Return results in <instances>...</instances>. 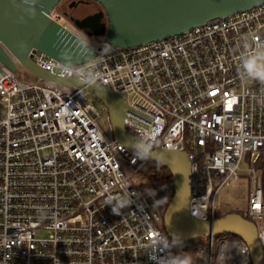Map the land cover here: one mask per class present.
<instances>
[{
  "label": "built area",
  "instance_id": "built-area-1",
  "mask_svg": "<svg viewBox=\"0 0 264 264\" xmlns=\"http://www.w3.org/2000/svg\"><path fill=\"white\" fill-rule=\"evenodd\" d=\"M261 43L264 2L139 46L89 43L95 57L67 72L42 52L29 54L50 73L95 78L120 96L132 136L148 135L156 148L185 150L189 212L197 219L216 217L218 192L237 181L245 161L244 212L264 231L256 168L264 155V81L241 77L242 57ZM6 53L16 71L0 62V264H155L149 245L166 233L149 199L169 201L173 181L153 191L135 187L132 174L147 159L136 158L100 123L105 107L98 109L79 88L39 77L21 80V65ZM225 241L235 245L225 264H251L235 234L204 237L195 264H213Z\"/></svg>",
  "mask_w": 264,
  "mask_h": 264
},
{
  "label": "water",
  "instance_id": "water-1",
  "mask_svg": "<svg viewBox=\"0 0 264 264\" xmlns=\"http://www.w3.org/2000/svg\"><path fill=\"white\" fill-rule=\"evenodd\" d=\"M61 0H35L30 7L35 15L30 16L29 7L21 0H0V62L16 71L6 51L36 77L82 89L98 99L106 109L110 134L132 151L129 141L133 136L123 124L124 102L111 89L98 82L99 87L88 85L73 77L59 76L37 66L30 51H39L62 63L61 52L70 53L71 65H78L95 57L93 48L80 49L75 46L82 40L68 31L50 16V12ZM101 10L76 19L74 24L85 37L101 36L114 47L129 48L177 34L204 25L206 22L229 16L260 5L264 0H94ZM106 17V20L102 18ZM20 17L24 20L21 22ZM167 168L174 191L162 214L166 234L178 233L183 245L194 239L219 234H235L246 244L251 264H264V231L256 224L232 211L221 216L202 220L189 212L191 196L190 159L185 150L156 148L151 158Z\"/></svg>",
  "mask_w": 264,
  "mask_h": 264
},
{
  "label": "clouds",
  "instance_id": "clouds-1",
  "mask_svg": "<svg viewBox=\"0 0 264 264\" xmlns=\"http://www.w3.org/2000/svg\"><path fill=\"white\" fill-rule=\"evenodd\" d=\"M22 4L29 5L25 11L30 15H35V9L30 7V5L35 3V0H21ZM21 22L24 18L20 17ZM75 46H78L80 49L90 48V44L86 40H77ZM62 64L65 72H67L71 67L70 53L61 52ZM264 43L258 44L256 50L242 57V79L255 78L261 81H264ZM91 77V74H88ZM88 85H94L96 88L99 87L97 79L90 78L86 81ZM130 147L136 156L139 159L151 158L153 152L156 149L155 140L148 135L140 134L133 135L131 141L128 142ZM183 240L178 233L171 234L169 237L168 234L158 235L154 242L149 245V258L155 262V264H195L193 256L191 253L185 255H176L172 253L173 248H182ZM235 246L229 244L227 241L221 242L219 249L217 250L213 264H225L228 259L229 249ZM157 251H163L164 255H157Z\"/></svg>",
  "mask_w": 264,
  "mask_h": 264
},
{
  "label": "rangeland",
  "instance_id": "rangeland-1",
  "mask_svg": "<svg viewBox=\"0 0 264 264\" xmlns=\"http://www.w3.org/2000/svg\"><path fill=\"white\" fill-rule=\"evenodd\" d=\"M50 16L57 20L59 23H64L63 19L60 17V14L58 12V7H54L53 10L50 12ZM87 41L89 43L93 44H100L103 41V37L101 36H92L88 37ZM261 62H264L262 60ZM18 77L21 80H25L28 82L34 81L36 76L31 73L29 70L21 66L17 71ZM92 100L95 102V106L100 109L103 104L96 98L91 97ZM0 110L2 113H4L2 105L0 104ZM100 123L108 130L110 131V123L109 118L106 112H103L100 118ZM243 170L240 172V175L237 179V181L230 185L225 186L220 189L218 192L216 199H215V216H221L225 213L232 212V211H240L244 212L247 200H248V179H247V163L243 161L242 163ZM130 169H125L126 173H130ZM136 175L137 172H133L132 174V181L134 182L135 187L140 188L141 190H144L141 188V186L136 181ZM151 202V206L159 211L161 214H163L168 201H162V202H154L152 199H149Z\"/></svg>",
  "mask_w": 264,
  "mask_h": 264
},
{
  "label": "trees",
  "instance_id": "trees-1",
  "mask_svg": "<svg viewBox=\"0 0 264 264\" xmlns=\"http://www.w3.org/2000/svg\"><path fill=\"white\" fill-rule=\"evenodd\" d=\"M59 4L56 5L58 7ZM256 168L261 176V186H262V198H263V207H264V155L259 156L256 161ZM172 180V175L170 171L155 163L152 160H147L141 168L137 171L136 181L145 191H153L166 182ZM264 211V208H263ZM240 213L245 218L249 219V216L245 212L235 211ZM229 235L228 233L219 234L218 236ZM203 238L194 239L191 243L182 245V248H175L179 255H185L191 253L192 256L198 249V246L201 243Z\"/></svg>",
  "mask_w": 264,
  "mask_h": 264
},
{
  "label": "flooded vegetation",
  "instance_id": "flooded-vegetation-1",
  "mask_svg": "<svg viewBox=\"0 0 264 264\" xmlns=\"http://www.w3.org/2000/svg\"><path fill=\"white\" fill-rule=\"evenodd\" d=\"M58 4V12L64 21L62 24L82 35L84 33L74 24V21L101 10L100 4L94 0H61ZM102 20H106L105 15Z\"/></svg>",
  "mask_w": 264,
  "mask_h": 264
},
{
  "label": "bare ground",
  "instance_id": "bare-ground-1",
  "mask_svg": "<svg viewBox=\"0 0 264 264\" xmlns=\"http://www.w3.org/2000/svg\"><path fill=\"white\" fill-rule=\"evenodd\" d=\"M263 239H264V236H263Z\"/></svg>",
  "mask_w": 264,
  "mask_h": 264
}]
</instances>
